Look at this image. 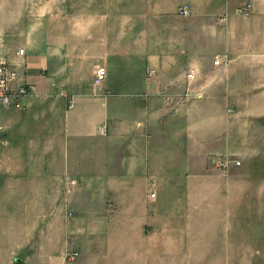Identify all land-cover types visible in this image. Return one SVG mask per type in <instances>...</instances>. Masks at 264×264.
Masks as SVG:
<instances>
[{"label":"crops","instance_id":"1","mask_svg":"<svg viewBox=\"0 0 264 264\" xmlns=\"http://www.w3.org/2000/svg\"><path fill=\"white\" fill-rule=\"evenodd\" d=\"M30 8L0 0V11ZM141 8L75 20L51 45L27 16L0 14V60L31 86L23 106L0 105V250L63 264L66 249H101L104 237V249H140L152 264V225L169 233L159 221L207 193L221 170L210 159L235 150L226 107L264 98L251 93L264 91V1ZM99 66L107 76L95 82Z\"/></svg>","mask_w":264,"mask_h":264},{"label":"rangeland","instance_id":"2","mask_svg":"<svg viewBox=\"0 0 264 264\" xmlns=\"http://www.w3.org/2000/svg\"><path fill=\"white\" fill-rule=\"evenodd\" d=\"M29 2L34 8L0 11V14L12 18L27 16L30 29L37 35L35 40L50 45L58 38L67 39L75 20L105 10L127 13L133 7L142 9L149 5V0ZM251 93L252 97L264 95V91ZM248 94L245 90L238 91V96L246 99ZM226 108L237 113L236 148L226 157L210 159L221 170H215L217 179L207 193L193 194L188 202L174 203L173 216L159 221L158 226H169V233L155 232L152 225V264H264V98L254 99L252 105L241 103ZM77 240L83 243L86 237ZM106 241L103 237L101 249L82 248V244L66 249L63 264H145L144 251L127 250L140 254L129 260L124 249H104ZM73 252L77 256L72 259L69 256ZM38 262L33 252L0 250V264Z\"/></svg>","mask_w":264,"mask_h":264},{"label":"built area","instance_id":"3","mask_svg":"<svg viewBox=\"0 0 264 264\" xmlns=\"http://www.w3.org/2000/svg\"><path fill=\"white\" fill-rule=\"evenodd\" d=\"M250 5L239 10L240 13H248ZM182 15H189L190 10L188 7H184L180 10ZM222 20H225L223 18ZM23 55L25 49L21 48L18 52ZM216 63H219L217 60ZM107 76V69L104 66H99L94 71V81L101 82ZM189 76H192L190 73ZM31 93V86L23 81H20L17 70L12 67L7 61L0 60V105L6 107H21L23 106V100L27 98ZM73 101H71L72 103ZM99 131L102 134H106L107 128L105 125L99 127ZM220 163V162H219ZM221 164L226 165L225 162ZM152 197H155V194H151ZM69 255V254H68ZM77 252L71 253L70 258H75Z\"/></svg>","mask_w":264,"mask_h":264},{"label":"water","instance_id":"4","mask_svg":"<svg viewBox=\"0 0 264 264\" xmlns=\"http://www.w3.org/2000/svg\"><path fill=\"white\" fill-rule=\"evenodd\" d=\"M20 260V259H19Z\"/></svg>","mask_w":264,"mask_h":264}]
</instances>
